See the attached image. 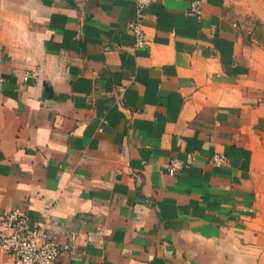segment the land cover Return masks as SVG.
I'll list each match as a JSON object with an SVG mask.
<instances>
[{
    "label": "crops",
    "instance_id": "obj_1",
    "mask_svg": "<svg viewBox=\"0 0 264 264\" xmlns=\"http://www.w3.org/2000/svg\"><path fill=\"white\" fill-rule=\"evenodd\" d=\"M201 5H148L137 49V0H0V214L54 264H264V0Z\"/></svg>",
    "mask_w": 264,
    "mask_h": 264
},
{
    "label": "built area",
    "instance_id": "obj_2",
    "mask_svg": "<svg viewBox=\"0 0 264 264\" xmlns=\"http://www.w3.org/2000/svg\"><path fill=\"white\" fill-rule=\"evenodd\" d=\"M155 1L137 0L138 19L128 25L129 31L134 37V47L137 49L145 46L148 42L141 23L142 11ZM189 1V11L201 18L203 15L201 0ZM29 76L28 74L25 79H28ZM226 160L227 157L224 154H214L211 158L212 163L216 165H222ZM189 165V161L174 158L170 160L168 172L174 175L180 170L188 168ZM46 211L48 212L49 209ZM66 247L58 242L57 236L48 229L45 221L32 226L26 214L19 209L4 211L0 214V251L12 256V264H54Z\"/></svg>",
    "mask_w": 264,
    "mask_h": 264
},
{
    "label": "rangeland",
    "instance_id": "obj_3",
    "mask_svg": "<svg viewBox=\"0 0 264 264\" xmlns=\"http://www.w3.org/2000/svg\"><path fill=\"white\" fill-rule=\"evenodd\" d=\"M262 208V213L260 215V218L264 219V207H261Z\"/></svg>",
    "mask_w": 264,
    "mask_h": 264
}]
</instances>
